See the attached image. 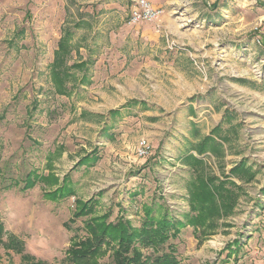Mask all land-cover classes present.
Wrapping results in <instances>:
<instances>
[{"label": "rangeland", "instance_id": "374dc122", "mask_svg": "<svg viewBox=\"0 0 264 264\" xmlns=\"http://www.w3.org/2000/svg\"><path fill=\"white\" fill-rule=\"evenodd\" d=\"M148 1L160 16L130 23L132 0H0L3 241L60 264L75 199L96 197L135 227L143 204L185 221L179 264H264V0ZM67 27L61 94L49 65ZM29 171L48 182L23 189ZM65 175L73 194L44 196ZM19 260L0 244V264Z\"/></svg>", "mask_w": 264, "mask_h": 264}, {"label": "trees", "instance_id": "16d2710c", "mask_svg": "<svg viewBox=\"0 0 264 264\" xmlns=\"http://www.w3.org/2000/svg\"><path fill=\"white\" fill-rule=\"evenodd\" d=\"M81 23L76 22L79 27ZM71 28L62 29L61 36L54 50L53 60L49 65V75L58 93L66 94L67 89L63 86L68 76L66 61L70 52ZM131 99L128 103H136ZM117 110H110L109 114H116ZM91 156V155H90ZM84 156L78 162L79 165L90 160L92 156ZM246 169V167H243ZM239 167L235 166L231 172L239 176ZM48 175H40L36 171H29L23 178V189L33 187L38 181H47ZM68 175L60 184L56 178L52 183L57 185L54 190L45 191L44 196L55 200L65 195L73 194L72 187L68 186ZM199 185V193H208V189ZM206 191V192H205ZM205 197V196H204ZM75 208L70 220L74 222L81 219V225L73 230L69 245L60 264H179L176 256V248L170 242L179 232V228L185 221L175 220L168 214L166 208L161 205L143 204L141 207L142 217L139 226L135 227L130 220L118 213L111 220V209L103 212L98 210V198L90 197L81 201L75 199ZM156 206L160 208L159 214L155 215ZM161 206V207H160ZM165 209H162V208ZM187 223L196 226L202 223L203 217L199 215L189 219L185 215ZM4 225L0 218V244L5 249L19 254L18 264H49L25 251L24 242L18 236L10 234L6 241Z\"/></svg>", "mask_w": 264, "mask_h": 264}, {"label": "built area", "instance_id": "2783aa9c", "mask_svg": "<svg viewBox=\"0 0 264 264\" xmlns=\"http://www.w3.org/2000/svg\"><path fill=\"white\" fill-rule=\"evenodd\" d=\"M161 13L162 10L152 5L148 0H132V5L128 13V20L130 23L152 21L157 19ZM147 147L148 145L145 140L140 141L137 149L138 155H145Z\"/></svg>", "mask_w": 264, "mask_h": 264}]
</instances>
